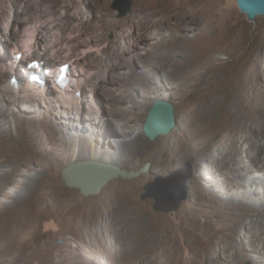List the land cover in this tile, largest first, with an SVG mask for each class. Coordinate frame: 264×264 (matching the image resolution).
I'll return each mask as SVG.
<instances>
[{"label":"rangeland","instance_id":"rangeland-1","mask_svg":"<svg viewBox=\"0 0 264 264\" xmlns=\"http://www.w3.org/2000/svg\"><path fill=\"white\" fill-rule=\"evenodd\" d=\"M152 12L146 21L144 16ZM84 22L89 27L83 28ZM95 33L103 39L101 46L91 42ZM162 38L168 43L161 44ZM102 46H108L111 54H103ZM53 47L56 59L46 51ZM17 52L23 57L17 59L21 84L29 83L23 67L39 59L40 52L49 54L45 68L53 74L56 63L69 64L70 71L88 81L82 87L83 104L70 106L75 129L92 140H102L103 133L119 134L112 111L120 110L132 122L130 136L139 137L142 145L126 150L133 157L126 169L138 170L147 162L151 166L138 178L114 179L100 194L83 196L62 180L61 171L69 163L52 157L60 151L52 155L43 151L48 147L41 127L32 128L33 142L27 141L23 120L46 119L55 125L63 121L57 126L62 129L66 125L63 113L57 116L53 111L50 100L61 94L52 80L47 97L36 89L28 92L34 97L27 105L32 112L22 113L26 105H13L1 97L0 153L4 148L10 155L21 153L27 165L21 164L0 191V264H87L72 259L76 251L89 252L92 264H207L201 253L209 242L200 225L209 220L217 235L231 239L230 223L247 217L248 210L235 216L223 206L222 195L232 187L230 178L202 181L198 172L222 168L227 158L222 151L231 144L243 149L250 143L264 146V16L249 21L237 0H63L58 5L54 0H0V71L15 61ZM8 76L0 72L1 88L14 83ZM161 97L175 105L178 125L151 141L143 125L148 106ZM11 113L16 115L14 123ZM15 125L24 130L17 134ZM92 127H97L95 135L90 133ZM121 135L114 139L115 145L123 142ZM199 135L201 144L196 146ZM209 147L215 161L202 162L199 158ZM2 161L0 156L1 173L11 169ZM179 169H183L179 178L192 174L184 183L187 198L176 211H156L153 198L142 199L145 186ZM38 172L41 178L30 194L20 197L25 189L10 193L11 186ZM254 180L264 195V180ZM179 188L178 183L164 207L174 205L184 191ZM260 216L257 210L250 214L254 219ZM49 220L60 227L57 233L43 231ZM241 229L238 235L247 242L246 230ZM158 234L162 241L152 242ZM189 235L199 240L196 248L190 247ZM251 257H245L243 264H257Z\"/></svg>","mask_w":264,"mask_h":264},{"label":"bare ground","instance_id":"bare-ground-1","mask_svg":"<svg viewBox=\"0 0 264 264\" xmlns=\"http://www.w3.org/2000/svg\"><path fill=\"white\" fill-rule=\"evenodd\" d=\"M54 1H55L56 5L63 3V0H54ZM136 10H137V8H136ZM144 12H145V10L143 11V13ZM153 13H155V12L147 14L146 16H144V19L146 21H148L147 18L149 17V20H150ZM181 18H183V17H181ZM101 19H103V18H101ZM137 19H138V17L136 16L135 20H137ZM135 20H134V23H135ZM142 21H143V18H142ZM104 22H106V20ZM151 22L152 21H149L147 23L145 22L144 23L145 28H147ZM101 23H103V21ZM86 26L89 27V22L83 23V28ZM125 30H127V29H125ZM85 31H86V29H85ZM147 32H149V31H147ZM150 32H152V31H150ZM152 33H154V32H152ZM152 33H150V35ZM86 34L88 35V33H86ZM156 34H158V33H156ZM91 35H92V37H90L91 42L95 41V43L97 45L100 44V46L103 44V39L96 38V37H98V34L95 33V34H91ZM154 36H156V35H154ZM157 37H154V38L157 39ZM168 41H169V39H166V38L163 39L162 38L160 43L165 44V42L168 43ZM108 44H109V42H108ZM102 47L103 48L101 49V52L103 54H107V55L111 54L112 51L108 48V46H102ZM30 48H31L30 51H33L35 49L32 46ZM55 48L56 47H53V48H51V50H50V48H46V51H48L47 53L51 52V54L54 55L53 52H54ZM18 54H19L18 52L15 54L16 57ZM48 55L49 54L43 55L40 52L39 57H38L39 59H36V60L44 61L46 64L45 60H46V57H48ZM54 57L56 59V55H54ZM21 60H23V59H21ZM17 61L18 60L15 59V61L11 62V64L4 65L0 71L2 73L7 72L9 74L8 77H10V78L15 77V79H17V81L14 82L12 85L8 84L6 87H3V88L0 87V98L1 97L5 98L10 104H13V105L18 104V103L26 105L25 108L21 107L20 110L22 113H28L30 111L32 112V110L28 109L29 107L27 105L31 104V102L34 100V97L29 95L28 92L30 90L36 89L34 91H41V92H43V94H41V96L47 97L48 92H45V91L50 89V88L52 89V87L48 84V82H46V84L44 86H37L36 84L32 85L30 83L21 84L19 81V78H18L19 75L17 74ZM61 65L56 63L55 64V70L59 69V67ZM69 74H70V77L73 79V81L69 85H67L66 87L60 88L57 86L56 88L61 95H60V97H55V98H53V100H50L51 103H53V111H57V116H58V113L59 114L63 113V115H61V117L63 116V118L66 119V123H65L66 125H65L64 129L57 127L58 124H60V123L62 124L63 121H59V123L57 125H55L53 122L46 120V119L33 118L31 120H23V122L26 124L25 129L27 130V135H28L27 141L33 142L32 141L33 140L32 139V134H33L32 128L39 126L44 131V138H43L44 142L43 143H44V145H46L48 147V148H45L44 150L43 149L42 150L47 152V154H51V155L54 154V152L60 151L59 154L57 153L58 155L56 154L55 156H52L54 160H57V161L58 160H64L65 162L69 163V165L72 163L78 162V161L95 160V161H100V162H104V163L117 165V166L121 167L122 169H126V165H125L126 162L127 163L130 162V160L133 158L131 155H129L126 152V150L129 148H142L140 138L139 137L132 138V136H130V131L133 128V126L131 125L132 122L129 121L127 118H125L124 114L121 113L122 111H120V110H113L112 111V116H113V113L116 112L114 114V116H115L114 122L117 123L116 125L119 128V134L120 135L123 134V136H124V139H122L123 142L120 144H117V145H115L114 139L117 138V136H120L118 133L114 134V132H113V134H110V135H109V133H107V134L103 133L102 140L99 138H98L99 140L98 139L92 140V138L88 139V137H86V134H84V131H77L75 129L76 125H74L72 123V120H71L72 110H71L70 106L76 107V106L83 104L82 103V102H84L82 100L83 97H81L82 96V87H84L88 81H86L84 78H81L79 74L75 75L72 71H69ZM171 75L173 76V73ZM166 80H168V79H166ZM170 82H172V81H170ZM24 86H27V87H24ZM79 95H80V97H78ZM213 96H215V95H213ZM159 100L165 101V97H161V98H159ZM150 108H151V106L150 107L148 106L147 109L150 110ZM0 112H3V108H0ZM33 112H35V111H33ZM11 115L13 116V123H14V118L16 117V115H14L12 113H11ZM15 129L17 131V134H20L21 129L24 130L23 128H21L18 125H15ZM96 131H97V127H92L90 129V133L93 135L96 134ZM201 137L202 136L199 135L196 146H200V144H201L200 138ZM228 138H229L228 136H225L223 138V140L226 141V140H228ZM57 141H60V143H62V144L59 145L57 143ZM259 145H256L254 143H250L247 148L243 149V148H239L238 145H236V144H231L228 149L222 151L223 156L224 155L227 156V158H225L224 162L221 163V165L223 166L222 168L217 166L216 167L217 170L215 168L214 169L207 168V170H200L199 169L200 172H198V173H200L199 175L202 176V178L201 179L199 178V180H202V181L206 180V179L207 180L211 179L212 177L213 178L214 177H217V178L221 177V178H230L231 179L230 181L232 182L231 183L232 187L230 189V193L227 192L225 195H222V196H224V198H222L223 199L222 204H223V206H225V208H227L228 212H230L231 214L235 213V216H237L236 215L237 212L245 213L246 208L248 210V216L247 217H245V218H242L240 216L236 217L230 223L231 224L230 229H231L232 234L234 235L231 239L225 238L221 234L217 235L216 233L218 231L214 228V225L209 220L204 221L200 225L201 229L204 233L203 236L209 242L208 248L204 249L201 253L202 258L204 260H208L207 264H223V263H225V264H228V263H230V264H243V260L245 259V257H246V259H248L249 255L250 256L252 255L251 259H253V261L255 263L264 264V238H263V235H264V199H263V196L264 195H262V194H260V192H258V184H260V183L256 180H254V178L264 180V164H263V162H264V146H262V145L259 146ZM173 148H177V147L175 145H173ZM5 149L6 148L2 149L4 151L1 150L2 154L0 153L1 158H3L2 163L7 164L8 167H11V169L4 170L2 173L0 172L1 173L0 174V191H2V188L6 182H9L10 180H12V176L14 174H16L15 172L18 170V168H20L21 164L27 165L24 162L25 161L24 160L25 155H23L21 153L19 154V156L17 154H13V153H12L13 155H10L9 151H5ZM210 150H211L210 147L208 149H205L204 153L202 154L203 157L199 158L202 162L207 160L208 162L213 163V161H215L214 158L210 157ZM177 152H179V151H177ZM243 152L246 153L245 157L242 156ZM201 161H199V163ZM180 174L178 175V177H180ZM31 175L32 174H30L29 176H31ZM40 178H41V175L38 172L35 176L28 177L27 181H25V182L19 181L16 183V187L11 186L10 193H13L14 191H16L18 189H23V190L25 189V192L23 193V195H19V196L20 197L27 196L28 194H30V192L33 190V188L37 185ZM174 181L175 180H172L173 183H174ZM206 181H204V182H206ZM177 183H178V181H177ZM207 184H208V182H207ZM261 186H262L261 189L264 191V185L261 184ZM225 192H226V190H225ZM253 210L260 211L261 216L257 219H254L255 217L254 218L250 217V214L252 213ZM223 217H225V216H223ZM258 227L261 228L260 232L257 231ZM241 228L243 230H246V233L244 232L245 234L243 233L244 234L243 236L246 238L248 237L249 240L247 242H245L242 239L241 235H238V233L240 234L239 229H241ZM49 231L54 232L53 229H50ZM162 236L163 235L158 234L156 237H154V239H152V242L153 241L154 242L162 241ZM188 239L190 240V243H191L190 247L196 248L197 244L199 243V240L194 239V237H192L191 235L188 236ZM238 245L243 246V247L242 248L238 247ZM156 250H157V248H156ZM231 250H233V253H232V256L230 257L227 254L229 252H231ZM76 252L77 253H72V259L73 260L75 259V260H78L79 262H83V260H84L85 262H87V264H92L91 260H90V256H88L89 252L88 253L86 251L84 253H78V251H76ZM142 252H144V251L143 250L140 251V253H142ZM215 253L219 257H213L214 256L213 254H215Z\"/></svg>","mask_w":264,"mask_h":264},{"label":"water","instance_id":"water-1","mask_svg":"<svg viewBox=\"0 0 264 264\" xmlns=\"http://www.w3.org/2000/svg\"><path fill=\"white\" fill-rule=\"evenodd\" d=\"M237 6L241 13L246 14L249 21H254L257 16H264V0H237ZM130 11V5L125 13ZM178 121L175 115V105L172 102L156 100L151 106L147 118L143 125V132L151 141L160 136L168 135L176 126ZM150 163L147 162L138 170H125L121 167L109 163L95 160H84L72 163L61 171V178L69 188H76L83 196L98 195L102 189L114 179H135L142 173L150 170ZM183 171L179 169L173 171L167 177L157 176L152 182L145 186V193L142 199L153 198L156 202L155 210L169 213L179 209L183 200L187 198L188 191L184 183L189 179L191 172L185 178L178 175ZM175 180L172 184L171 181ZM180 185V190H184L181 195L175 198L174 205L169 208L164 207L168 195L174 192L175 187ZM177 184V185H176ZM53 229L58 232L60 227L54 220L44 222L43 231ZM59 240L57 243H61Z\"/></svg>","mask_w":264,"mask_h":264},{"label":"clouds","instance_id":"clouds-1","mask_svg":"<svg viewBox=\"0 0 264 264\" xmlns=\"http://www.w3.org/2000/svg\"><path fill=\"white\" fill-rule=\"evenodd\" d=\"M21 54H22V53H21ZM22 58H23V57H22ZM34 61H39V60H34ZM18 62H19V61H18ZM31 62H33V61H31ZM31 62H29V64H30ZM41 62H44V61H41ZM29 64H28V65H29ZM28 65L26 64V65L23 67V69L26 70ZM62 65H67V64H62ZM62 65H61V66H62ZM68 65H69V64H68ZM44 67H45V62H44ZM69 71H70V66H69ZM12 80H14V77L11 79V82H16V81H12ZM49 81H50V77H49V78L47 77V82H49ZM72 81H73V79L71 80V82H72ZM28 82H29V78H28ZM71 82H70V83H71ZM29 83H30V82H29ZM31 84H32V85H35V84H33V83H31ZM37 86H38V85H37Z\"/></svg>","mask_w":264,"mask_h":264}]
</instances>
